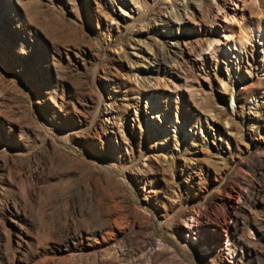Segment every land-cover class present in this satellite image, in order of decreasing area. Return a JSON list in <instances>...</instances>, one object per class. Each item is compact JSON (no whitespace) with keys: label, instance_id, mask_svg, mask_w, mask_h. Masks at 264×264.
Returning <instances> with one entry per match:
<instances>
[{"label":"rangeland","instance_id":"1","mask_svg":"<svg viewBox=\"0 0 264 264\" xmlns=\"http://www.w3.org/2000/svg\"><path fill=\"white\" fill-rule=\"evenodd\" d=\"M234 10L264 29V0H0V264H264V33L231 46Z\"/></svg>","mask_w":264,"mask_h":264},{"label":"bare ground","instance_id":"2","mask_svg":"<svg viewBox=\"0 0 264 264\" xmlns=\"http://www.w3.org/2000/svg\"><path fill=\"white\" fill-rule=\"evenodd\" d=\"M230 3L235 7V9H236V4H238V3H240L241 5H243V0H234L233 2H231V0H230ZM227 14L226 15H223V22L225 23L227 20L229 21V22H231V23H233L234 25H236V26H238V25H240V26H238V27H240V30L242 31V35L238 38V39H234L233 40V42L231 43V46H236L237 48L242 44V42L244 43V41L246 42V41H248L249 39H250V37H251V35L252 34H260L261 32H263L264 33V29H252V28H250V29H246V27L244 28V27H242L241 26V24H239L238 23V19L236 20L235 18H236V14H235V10L231 13V15L229 16V18L228 19H226L227 17ZM238 17V16H237ZM187 19V18H186ZM239 19H241V16L239 17ZM245 44V43H244ZM243 46V45H242ZM241 47V46H240ZM236 50V49H235ZM234 51V50H233ZM237 52H239L238 50H237ZM226 54V53H225ZM237 57V56H236ZM234 59H236L235 57H234ZM157 86H158V82L157 81H155V82H152V81H150L149 83H148V89H150L151 91H152V89H156L157 88ZM156 91H157V89H156ZM176 120L178 121V116H177V113H176ZM174 116V117H175ZM160 118H161V124H160V126H159V128L160 127H162L161 125L163 124V123H165V122H168V120H169V124H170V126L175 130L176 129V122H173V119L172 118H170L169 117V112L166 110V108H162L161 109V112H160ZM172 119V120H171Z\"/></svg>","mask_w":264,"mask_h":264}]
</instances>
